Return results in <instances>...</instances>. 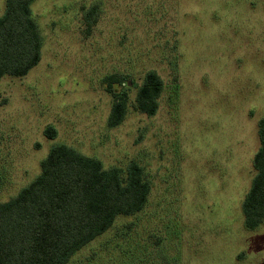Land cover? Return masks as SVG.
Listing matches in <instances>:
<instances>
[{"label": "rangeland", "instance_id": "rangeland-1", "mask_svg": "<svg viewBox=\"0 0 264 264\" xmlns=\"http://www.w3.org/2000/svg\"><path fill=\"white\" fill-rule=\"evenodd\" d=\"M6 0H0V16ZM41 60L0 78V203L40 172L55 144L150 185L66 264H264V220L244 225L264 115V0H34ZM163 82L158 109H136L145 73ZM127 94L109 127L112 97ZM51 125L55 138L44 129Z\"/></svg>", "mask_w": 264, "mask_h": 264}, {"label": "trees", "instance_id": "trees-1", "mask_svg": "<svg viewBox=\"0 0 264 264\" xmlns=\"http://www.w3.org/2000/svg\"><path fill=\"white\" fill-rule=\"evenodd\" d=\"M34 0H6L0 16V78L23 77L41 60L42 39L31 15ZM112 97L108 126L125 118L127 94L103 78ZM163 90L160 76L145 73L136 93V109L154 115ZM44 134L55 138L48 125ZM259 148L252 165L255 174L242 202L244 225L258 227L264 220V115L258 123ZM150 185L141 166L132 161L125 170L104 168L99 159L65 144L53 145L40 162L39 174L18 193L0 203V264H66L72 255L107 231L119 215H132L147 203Z\"/></svg>", "mask_w": 264, "mask_h": 264}]
</instances>
